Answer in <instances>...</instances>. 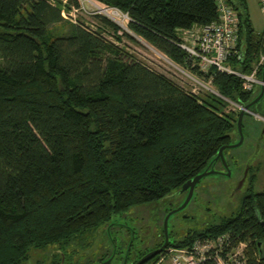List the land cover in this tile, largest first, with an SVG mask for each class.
<instances>
[{
	"label": "trees",
	"instance_id": "16d2710c",
	"mask_svg": "<svg viewBox=\"0 0 264 264\" xmlns=\"http://www.w3.org/2000/svg\"><path fill=\"white\" fill-rule=\"evenodd\" d=\"M96 1L127 14L132 33L201 75L178 45L179 30L216 20L215 0ZM229 1L239 20V54L230 63L250 72L264 37L252 27L246 0ZM80 7V0H0V264H26L32 250L48 249L51 264H72L100 231L113 246L106 231L113 220L180 192L238 138L239 111H227L224 98L245 105L254 95L215 69L206 76L224 98L186 91L63 15ZM225 233L235 244L247 242L246 264H264V190L247 189L236 210L168 246ZM163 241L162 229L152 248Z\"/></svg>",
	"mask_w": 264,
	"mask_h": 264
},
{
	"label": "rangeland",
	"instance_id": "374dc122",
	"mask_svg": "<svg viewBox=\"0 0 264 264\" xmlns=\"http://www.w3.org/2000/svg\"><path fill=\"white\" fill-rule=\"evenodd\" d=\"M80 2L81 7L78 9L73 8L70 16H67L65 13H63V15L71 21H80L92 30L98 31L111 44L123 49L128 55L144 63L154 71L164 75L186 91L198 95L212 93L195 80L206 81L202 75L193 72L191 69H187L183 65L174 63L165 54L157 50L143 38L132 33L128 28L129 19L124 13L121 14L118 11L117 14L114 12L116 9L111 7L106 8L104 4L96 0H80ZM246 2L252 27L255 33L262 34L264 30V19L258 0H246ZM96 15L106 17L117 25L118 29L113 30L102 24L100 20L96 18ZM125 33L130 35L132 40L126 36ZM188 74H192L195 79L190 78ZM209 87L216 90L212 84H209ZM229 104L230 105L226 108L227 111L240 110L239 104L236 102L229 101ZM252 116L253 115L249 114L248 117H246L245 127L247 136L244 145L228 153L230 158L237 159L241 164L233 171V178L228 180L224 176L211 174L200 180L197 184L198 193L192 195L184 209L175 213L168 219L167 229L170 242L179 239L190 228H200L206 221L215 220L221 215H228L237 209L246 185L240 191L232 195L230 185H233L234 181L241 175L246 164H249L252 171L251 176H254V188L257 191L264 190V132H262L263 137L259 141L258 147H255V139L259 133L257 125H259L258 127L260 129L262 125H260L261 122L258 118ZM253 118L258 120L256 121L257 125L254 123L255 121L253 122ZM203 186L208 187L205 193L204 189L201 188ZM175 193L168 195L170 199L168 200L167 206L183 202L185 199L184 192H180L178 195ZM152 205H155V203L136 207L132 209L130 214L142 212L143 215H145L144 219H146L147 210L151 209ZM163 216L164 211L162 210L159 213V222L155 224L156 226H154V230H152L153 232L150 235L139 236L137 233L134 235L122 231V234L118 235L119 237L122 236V238H117L113 246L109 244V239L104 236L103 232L100 231V233L94 234L91 241L93 244L92 247L84 252L78 253L72 264H97L98 258L102 254L110 253L111 250L114 252L116 250L118 251L112 260L113 263H120L121 257L124 260L126 256L129 257L128 261L137 259L142 252L152 248L161 241V231L163 229L161 223ZM117 219L128 223L131 222L128 215H123ZM111 235L116 238L117 232L112 230ZM54 253L53 249L45 251L32 250L31 257L26 264H51L50 261ZM156 256L159 257L160 255ZM171 256L163 260L161 264H171V262H173ZM67 258L69 257L67 256ZM155 259L152 258L148 263H151Z\"/></svg>",
	"mask_w": 264,
	"mask_h": 264
},
{
	"label": "built area",
	"instance_id": "2783aa9c",
	"mask_svg": "<svg viewBox=\"0 0 264 264\" xmlns=\"http://www.w3.org/2000/svg\"><path fill=\"white\" fill-rule=\"evenodd\" d=\"M215 3L218 12L216 20L179 30L181 41L178 45L188 53L192 60V66L197 67L206 81H199L192 74H188L189 77L222 98L224 97L218 91L209 87V84H212V74L208 76L206 74L210 69L238 77L241 80L242 89L245 91H252L255 87L260 88L264 84L261 80L264 49L260 50L250 72H243L233 67L230 63L231 58L239 54L237 49L239 42L237 11L229 0H215ZM258 3L264 19V0H258ZM106 8L110 7L106 6ZM118 11L116 9L114 12ZM119 13L123 14L121 11ZM124 15L128 17L127 14L124 13ZM262 35L264 37V30ZM224 99L231 101L227 98ZM238 106L239 109L243 107L240 104ZM247 113L264 122V115L252 110ZM247 245V242L233 243L228 233L214 237L201 236L194 238L191 244L184 247L167 246L158 254L159 257L148 264H161L171 255H173L171 257L174 262L171 264H246Z\"/></svg>",
	"mask_w": 264,
	"mask_h": 264
},
{
	"label": "flooded vegetation",
	"instance_id": "af4514ba",
	"mask_svg": "<svg viewBox=\"0 0 264 264\" xmlns=\"http://www.w3.org/2000/svg\"><path fill=\"white\" fill-rule=\"evenodd\" d=\"M259 92H260V88L255 87V89H254V95H253V98L252 99H254L259 94ZM252 108L255 109V104L252 105ZM258 113H260V112H258ZM260 114H262V113H260ZM256 121H258V120H256L255 118H253V122L255 124H256ZM261 123H262L261 124L262 125L261 126V132H264V122L262 121ZM262 137L263 136L261 134V137H257L255 139V147H258L259 141L261 140ZM244 139H245V135H244ZM237 140H238V138L234 142H236ZM224 159H225V162H226L227 167L224 166V164H223V162H222V160L220 158L216 159V162L214 163V166L212 168L216 172L213 173L212 175L224 176L225 178H227L228 180H230V179L233 178V171L236 170V168H237L234 165L236 164V161H238V160L235 159V158H226L225 156H224ZM246 167H248V168H247V173H246V175L244 177V171H245ZM228 169L230 170V175H227ZM243 177H244V179H243V181L240 184V181L242 180ZM251 178H252V176H251V172H250V166H249V164H246L245 167H244V169L241 172V175L234 181V184L233 185H230L231 186V195L234 194V193H236V192H238V191H240L245 185H246V188H245L244 193L247 191V189L249 191L251 189H255L254 186H253V181H252V180H254V176H253L252 179ZM200 180L198 181V183L200 182ZM197 184L194 187L193 194H195V193L197 194L198 193ZM201 188L204 189V193H205L206 190H208V187L207 186H203ZM180 192H177L175 194L178 195V193H180ZM184 193H185V196H186L187 191H184ZM169 199H170V196L165 197L164 199H162L160 201L154 202L155 205H152V208L149 209V210H147L146 219H144L145 215H143L142 212H137L135 214H133V213L132 214H129L128 213L129 214L128 215L129 216V219L131 220V222H129V223L128 222H125V221L113 220L111 226L106 227V231H107L108 235H110V237L112 238V240L115 243L117 241V238H122V236L121 237L118 236L119 234H122L121 233L122 231L124 233H127V234L132 233L134 235H136V233H137L139 236H144V235L147 236V235H150L153 232L152 230H154V226H156L155 224H157L159 222V213L162 210L164 211V216H163L162 223H161V225L163 226V221H164V218H165L166 214L168 212H170L172 209H175L176 207H178L182 203V202H180V203H177V204H174V205L167 206V204L169 202L168 201ZM178 212L179 211H177L175 213H178ZM175 213H172L169 216V219ZM112 230H114L115 232H117L116 238H114L111 235ZM104 236L107 237L106 234H104ZM156 248H158V247H156ZM152 249H155V248H152ZM143 255H140L137 259H135L133 261H128L129 259L127 257V260H126V263L125 264H134ZM113 256H115V252H113ZM123 262H124V260H122L118 264H123ZM114 264H117V263H114Z\"/></svg>",
	"mask_w": 264,
	"mask_h": 264
},
{
	"label": "water",
	"instance_id": "95a60500",
	"mask_svg": "<svg viewBox=\"0 0 264 264\" xmlns=\"http://www.w3.org/2000/svg\"><path fill=\"white\" fill-rule=\"evenodd\" d=\"M261 80H262V82H264V67L262 69V77H261ZM254 104H255V110L257 112H260V113H262L264 115V84H262L260 86V92H259V94L254 99H252L250 102H248L245 105H243V107L239 111V114H238V117H237L238 140L236 142H234V143L227 144V145H223L218 150V155L215 157V159L220 158L222 160V162H223V164H224L225 167H227V165H226V162H225V159H224L223 150L226 149V148H236V147H238V146H240L242 144V142L244 140V133H243V130H242V119H243V116H244L245 113L251 111L250 110V107L252 105H254ZM247 168L248 167H246V169L244 171V177H245V175L247 173ZM215 172L216 171L214 169L205 170V171L197 174L192 179L188 180L187 182H185L182 185L180 191L181 192L187 191V194H186L185 199L183 200V202L178 207H176L175 209H172L170 212H168L166 214L165 218H164V221H163L164 241H163V243L158 248H155V249H152V250L146 252L134 264H144V263H146L149 259H151L154 256H156L159 253H161L168 246V243H169V235H168L167 226H168L169 216L172 213H175L177 211H180V210H182V209H184L186 207V205L188 204V202L190 201V199H191V197L193 195V190H194L195 185L198 183V181L201 178H203V177H205L207 175L213 174ZM227 175H230V170L229 169L227 171ZM244 177L240 181V184L243 181ZM127 257L128 256H126L124 258L123 264L126 263ZM112 259H113V256H111L110 258H108V259H106L104 261H101V262H99L97 264H114L112 262Z\"/></svg>",
	"mask_w": 264,
	"mask_h": 264
}]
</instances>
